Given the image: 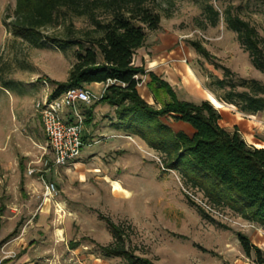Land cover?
<instances>
[{
  "label": "rangeland",
  "instance_id": "rangeland-1",
  "mask_svg": "<svg viewBox=\"0 0 264 264\" xmlns=\"http://www.w3.org/2000/svg\"><path fill=\"white\" fill-rule=\"evenodd\" d=\"M209 3L220 14L216 27L205 22L204 0H157L159 29L147 35L146 43L158 45L159 37L164 47L184 54L194 88L185 85L178 100L192 102L196 91L204 94L219 112L222 128L235 127L247 145L262 148L264 112L240 114L219 103V91L208 84L222 78V68L264 84V74L252 67L222 19L229 8L264 39V0ZM14 4L15 0H0V264H125L100 252L112 241L103 219L122 226L127 248L150 264H256L253 254L244 255L236 234L264 252V229L228 210H213L135 136L123 131L119 136H84L77 160L49 167L52 156L35 104L50 95L51 82L66 81L74 60L71 51L62 53L49 44L35 49L12 37L6 24ZM72 23L80 31L91 28L81 18ZM195 42L214 63L196 54L190 45ZM138 91L144 100L145 85ZM150 94L153 109L169 101L161 91ZM169 120L161 118L163 123ZM29 168L54 183V196L44 197L39 180L28 175Z\"/></svg>",
  "mask_w": 264,
  "mask_h": 264
},
{
  "label": "trees",
  "instance_id": "trees-1",
  "mask_svg": "<svg viewBox=\"0 0 264 264\" xmlns=\"http://www.w3.org/2000/svg\"><path fill=\"white\" fill-rule=\"evenodd\" d=\"M156 1L15 0L6 28L12 37L31 48L49 44L62 53L71 51L74 61L67 79L51 82L50 99L70 89H82L84 84H104L103 95L95 104L114 108L119 130L139 138L158 153L162 167L177 172L213 210H228L264 229V148L247 145L235 127L232 131L222 128L221 116L209 102L180 101L167 83L132 64L133 55L144 46L147 35L159 29ZM209 1L204 0L202 14L209 27H216L220 14ZM79 18L91 28L75 29L72 21ZM222 19L226 29L236 35L252 67L264 74V39L256 28L233 15L229 8L223 11ZM60 27L62 33L58 32ZM190 45L197 55L214 63L199 43ZM222 70V78L208 84V88L219 91L215 99L243 115L264 112V84ZM147 75L149 91L155 95L161 91L169 99L157 110L137 93L141 77ZM91 112L92 107L86 112L87 123ZM162 117L187 124L192 134L174 132L161 121ZM103 220L112 238L110 244L100 247L104 257L120 258L125 264H150L127 248L128 235L122 226ZM236 237L246 257L253 254L256 264H264V252L246 236L238 233Z\"/></svg>",
  "mask_w": 264,
  "mask_h": 264
},
{
  "label": "crops",
  "instance_id": "crops-1",
  "mask_svg": "<svg viewBox=\"0 0 264 264\" xmlns=\"http://www.w3.org/2000/svg\"><path fill=\"white\" fill-rule=\"evenodd\" d=\"M156 33V32H154ZM153 34V33H152ZM159 40L155 46H149L145 42L144 46L138 49L133 55L132 64L134 67H141L144 71L149 74L155 75L157 78L167 83L176 96L178 95L179 90H182L186 85L188 88H194L191 81V74L189 68L182 61L184 60V54H181L179 51H173L171 47H164L161 38H156ZM173 41V40H172ZM172 43V42H171ZM175 44V43H174ZM141 82L137 86V93L139 95L138 88L141 84H144L146 89L143 91L144 101L151 105L152 95L150 94L149 89L147 88V83L149 82V77H141ZM104 84H90L83 86V89H86L93 94H100L104 90ZM196 100L191 103L200 104L201 102H209V97L204 94H200L196 91ZM140 96V95H139ZM141 97V96H140ZM185 101V100H184ZM190 102V101H187ZM212 102V101H211ZM213 103V102H212ZM92 107L90 123L85 122L86 112L89 108ZM77 110L83 118V132L82 137L84 136H119V122L117 120L114 108L106 104H95L89 107L84 106L83 104H77ZM63 118L67 121L72 122L73 117L70 113V110H64L62 114ZM170 121V120H169ZM92 122V124H91ZM91 124V125H90ZM174 132H185L186 135L190 136L192 134V129L185 123L182 122H169L164 123ZM44 133V131H43ZM45 136V134H44ZM84 143V142H83ZM85 145V143H84ZM86 146H90L87 144ZM264 148V147H262Z\"/></svg>",
  "mask_w": 264,
  "mask_h": 264
},
{
  "label": "built area",
  "instance_id": "built-area-1",
  "mask_svg": "<svg viewBox=\"0 0 264 264\" xmlns=\"http://www.w3.org/2000/svg\"><path fill=\"white\" fill-rule=\"evenodd\" d=\"M103 91L97 95L83 88L70 89L54 99H50L49 95L36 102L35 110L52 156L49 167H64L80 157L85 145L81 136L83 118L76 108L77 104L89 107L100 100ZM64 110H70L73 117L72 122L63 118ZM47 164L48 162L45 161L43 166L46 167ZM28 175L35 176L39 180L44 197L48 198L56 194L54 183L45 179L42 174L37 176L38 172L34 168L28 169ZM203 206L210 210L204 203Z\"/></svg>",
  "mask_w": 264,
  "mask_h": 264
}]
</instances>
